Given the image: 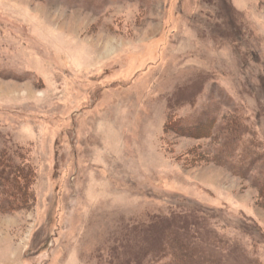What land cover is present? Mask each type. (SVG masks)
I'll use <instances>...</instances> for the list:
<instances>
[{"label":"rangeland","instance_id":"obj_1","mask_svg":"<svg viewBox=\"0 0 264 264\" xmlns=\"http://www.w3.org/2000/svg\"><path fill=\"white\" fill-rule=\"evenodd\" d=\"M248 147L264 0H0V158L37 174L21 210L2 188L0 264H174L183 239L264 264V167L226 162Z\"/></svg>","mask_w":264,"mask_h":264},{"label":"trees","instance_id":"obj_2","mask_svg":"<svg viewBox=\"0 0 264 264\" xmlns=\"http://www.w3.org/2000/svg\"><path fill=\"white\" fill-rule=\"evenodd\" d=\"M209 122L206 121H189L184 120L180 125L178 129L179 133H182L184 135H190L194 137H207L205 133H208L209 130H212L210 127ZM174 125L175 129V122L173 121L171 126ZM240 125V124H239ZM239 125L232 126L229 124L227 127V131H236L237 134H240L241 132H245L246 135L248 133L247 128L243 127V130H240ZM217 127V126H216ZM216 127L214 126L212 130V135L216 134L215 130ZM231 127V128H230ZM233 128V129H232ZM176 130V129H175ZM211 132V131H210ZM233 136L230 137L229 144L225 146V148L221 149V152L227 153L228 149L234 145L233 142ZM236 147V145H235ZM239 148H236L234 151L237 154ZM227 151V152H226ZM249 158L248 165L245 166H239L238 162H235L234 160L227 159V164L233 168L236 171L245 172V174H249L254 167L250 168L254 163H262V166L264 167V151L258 152V149L250 148L242 153V161H245L247 159V156ZM6 161H4V158H0V197L1 194L3 196L2 188L5 189L6 187H11V184L9 182H16V199L11 197L9 194L5 195L4 203L7 206H11L16 201V211L23 209V204L25 203V199L28 192H31L32 186L35 185L37 181V174L35 175V172L32 170L31 167L24 166L23 164H16V168H11V166H8L4 164ZM257 167V166H256ZM249 170V172L247 171ZM255 174V173H254ZM259 187L262 192V197L264 201V174L263 176L258 180ZM171 244L166 247V251L168 249H175V261H173L174 264H225L224 260L221 258H217L213 254H209L207 249L202 248L200 246H197L194 241H187L185 239L183 240H171ZM195 253L194 256L190 257H184L188 253ZM256 264H263L260 260L256 262Z\"/></svg>","mask_w":264,"mask_h":264}]
</instances>
